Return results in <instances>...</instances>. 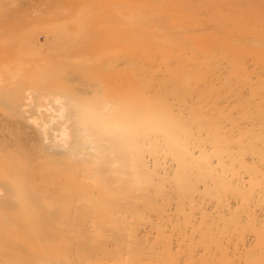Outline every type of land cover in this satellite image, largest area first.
I'll return each instance as SVG.
<instances>
[{
  "label": "rangeland",
  "instance_id": "obj_1",
  "mask_svg": "<svg viewBox=\"0 0 264 264\" xmlns=\"http://www.w3.org/2000/svg\"><path fill=\"white\" fill-rule=\"evenodd\" d=\"M263 16L0 0V264H264Z\"/></svg>",
  "mask_w": 264,
  "mask_h": 264
},
{
  "label": "bare ground",
  "instance_id": "obj_2",
  "mask_svg": "<svg viewBox=\"0 0 264 264\" xmlns=\"http://www.w3.org/2000/svg\"><path fill=\"white\" fill-rule=\"evenodd\" d=\"M66 133L67 132H61L60 134L65 137ZM56 211H57V209H56ZM52 213H54V212H52ZM51 215L52 214H50V218H52ZM56 216H57V214H56ZM56 216L53 217V218H57L58 219V217H56ZM48 217H49V215H48ZM59 219H61V218H59ZM64 220H66V221H64ZM71 227H72V224L70 223V220L65 219L64 217H62V220L58 224L56 223V224H50L49 225V228L47 230V233L45 235V238L49 237V240H51V242L54 243L55 242L54 240L60 235V233H62L65 230L66 231L69 230ZM39 236H40L39 234H36L35 236L33 235L29 239H26V236H24V234L22 233V235L20 236V239L23 242V246L24 247H28L30 245H33V243H38L40 241ZM0 239L4 242V245H0V255L4 256V259L8 262V260L10 258V255H9V251L7 250V248L5 246V243L7 244L9 242V240H7L5 233H0ZM52 248L55 250V254H56V256H58V258L59 257L61 259L66 258L69 255L68 252L70 251V242H69V239L67 238L66 240H64V243L61 244L60 247L57 246V249H55L54 247H52ZM48 249H49V247H48ZM40 251H41V249H40ZM41 252H43V251H41ZM38 259H42V257H39ZM19 261L21 262V260H19ZM26 261H28V260H26ZM58 262H59V260H58Z\"/></svg>",
  "mask_w": 264,
  "mask_h": 264
}]
</instances>
